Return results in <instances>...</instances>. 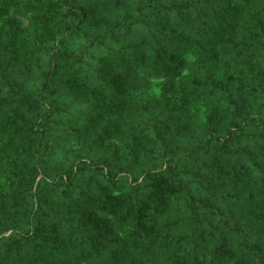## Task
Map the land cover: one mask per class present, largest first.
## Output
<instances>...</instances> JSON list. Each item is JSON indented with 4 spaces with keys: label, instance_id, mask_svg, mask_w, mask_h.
<instances>
[{
    "label": "clouds",
    "instance_id": "obj_1",
    "mask_svg": "<svg viewBox=\"0 0 264 264\" xmlns=\"http://www.w3.org/2000/svg\"><path fill=\"white\" fill-rule=\"evenodd\" d=\"M80 3L87 6L88 0H80ZM19 7L23 10L25 5L21 4ZM47 9L48 5L45 4L44 12L39 13V15L51 16L52 22L44 25L36 21L33 26L27 28L18 45L20 63L9 68L8 79L15 80L22 85L23 92H20L19 88L15 89L19 95L30 94L39 102L38 115L28 112L26 108H21L28 120L34 122L49 113V107L44 103L45 98H47L48 104L58 110V113L53 117L55 122L51 125V147L44 156V161L54 170L72 169L85 156L111 158V152L107 147L101 148L94 143L96 135L102 133L104 126L110 123L119 124L124 132V137L118 141L122 149V158L119 161L122 166L128 167L132 163V154L128 146L133 143V136L141 132L147 137L148 143L146 149L141 152L140 160L133 166V171L139 174L154 165L159 166L162 161L152 160L151 153L154 151L167 158L165 156L167 148L153 128L154 122L158 120L168 125L169 136L174 142L173 147L178 156L177 164L181 173L178 182L183 181L185 184H189L194 195L209 196L210 193L205 191L207 183L206 181L202 182V180L203 177L213 174L208 164L212 154L219 150L220 145L215 139L209 142L208 131L210 127H215L218 136L226 137L228 132L233 129L234 124L240 122L241 117L237 115L232 99L242 94L248 99V112L258 118L254 125H248L249 134L238 145H234L238 152L236 156L230 157V159L234 162L240 160L245 163L250 170L251 180L260 185L262 178H264V172L257 168L253 160L239 150L256 152L264 147V139L260 138V134L264 133V91L261 90L262 86L259 81L254 79L253 73L249 71V64H259L264 67V33L259 36L253 35V31L259 32L258 28L253 29L254 14L257 10L264 9V3L249 10L236 38V42L241 43V45L244 41L252 45L251 52L244 51L241 55V49L235 48L233 43L229 42L228 37L218 43V50L222 56L219 61L212 59L209 53L204 52L196 45L187 47L184 54L185 67L175 80V93H165L163 102L154 89L158 85L163 89L168 84V74L154 63L153 42V47L147 49L152 59L143 66L133 65L137 68L140 79L133 80L132 86L128 90L125 97L127 105L125 111L108 117L96 133L81 135L73 134L71 126L75 124L82 128L86 124L87 114L94 112V97L91 92L86 98L71 95L62 82L73 75L78 76L90 90L103 92L105 107L111 105L114 102L113 89L100 79L98 69L101 65L99 61L103 57H110L116 65H119L118 72L127 76L126 68L120 64L119 56L124 54L130 62L133 61L134 50L129 47L132 38L128 35V25L132 22L125 19L126 14L123 10L119 12L101 10L99 16L102 20L99 24H94L89 20L79 30L73 27L70 32H65L63 20L65 10L61 8L49 13ZM131 14L133 17L139 15L135 11V5H133ZM28 15L36 16L38 14L29 12ZM140 29L148 30L141 24L134 25L132 30L135 32ZM114 35L117 38H113ZM193 35L197 39L200 38L195 33ZM8 42L9 37L5 35L2 44H0V52L4 56L8 55ZM58 42L60 43L58 44ZM57 47H63L66 56L60 62L59 80L61 82L57 84L56 90L49 95L48 91L45 90L46 74L52 67V50ZM170 47L174 49L176 46L170 45ZM253 53H255V57H253ZM157 73H159L158 76ZM229 76L235 79L229 82ZM197 79L201 81L199 85L194 83ZM241 80L244 81L242 92L240 90ZM221 81L227 85L226 89L218 87ZM146 83H150L151 87H147ZM253 87L256 88L255 92L251 91ZM12 91L13 89L0 79V96L10 97ZM185 99H187V103H185ZM149 101H151L150 106L145 111L144 105L148 104ZM19 107V104L11 105L12 109ZM214 112L220 113V118L210 124V118ZM12 116L13 111L8 107L0 112V125H2L0 126V195L10 198L19 193L24 200V208L21 209V212L27 210L31 216L36 211L33 188L27 183L23 168H14L12 162L26 163L31 167L35 165L36 159L34 154L30 155L25 151L31 148L29 144L30 134L16 135L17 125L8 122ZM18 123L23 126L24 121ZM181 126L186 127L182 133L177 134V130ZM186 152H191L192 157L188 158L185 155ZM197 173L200 174L199 177ZM100 185L108 188L113 196L131 193L126 179L122 181L121 185L113 188L102 174L88 170L80 174L77 179V187L71 190L73 191V199L80 200L92 196L102 200L104 193L100 191ZM235 190L237 189L232 186L221 190L218 196H222L224 199H217V203L225 209L235 206L237 209L242 207L247 210L250 203L247 191L244 192V199L238 202L227 198L228 193ZM143 191L144 195H147L150 190L144 189ZM81 193L84 195L81 196ZM132 195L134 197L132 203L135 205V194L132 193ZM53 200H63V197L56 193ZM254 203L264 204L259 189L255 193ZM65 204H71V201H65ZM153 207L155 208V205ZM46 211L49 214H54L56 211L55 204ZM99 214L106 216L108 213L100 211ZM193 214L191 198L186 193L171 196L168 209H161L160 215L156 217L157 226L162 235L155 245V254L146 255L143 246H141L138 249L133 248L134 255L144 260L146 264H178V260H186L188 264H192L193 255L198 254L204 264H218L213 253L220 242V234L214 232L213 226L219 224L220 218L210 212L203 214L206 219L202 228L213 233L215 239H210L207 251L197 252L190 239H182V237H190L191 235L190 221ZM112 220L121 231L123 239L129 242L138 240L141 245L148 243L143 233L139 236L134 235L136 232L134 219L128 220L122 226L119 217H113ZM247 220L255 229L264 230V219H257L250 214ZM208 221H211V224ZM170 224L173 225L171 228L168 227ZM22 230L27 231L28 228L24 227ZM164 237H167V240ZM16 238L19 239V236ZM235 240L239 242L241 236L235 235ZM79 242V238H77V244ZM165 244L168 246L165 247ZM83 248L91 250L89 244H84ZM79 250L78 248L77 254ZM112 251L114 249H109L103 257L94 261L93 264H109ZM236 251L240 255H244L246 252L240 246L236 247ZM20 255L22 256L23 253ZM18 259L15 250L9 255L6 248L0 247V264H16ZM248 259L251 264H261V259L254 255H248ZM229 264H234V261H230Z\"/></svg>",
    "mask_w": 264,
    "mask_h": 264
},
{
    "label": "trees",
    "instance_id": "obj_2",
    "mask_svg": "<svg viewBox=\"0 0 264 264\" xmlns=\"http://www.w3.org/2000/svg\"><path fill=\"white\" fill-rule=\"evenodd\" d=\"M261 3H264V0H88L87 6H84L80 3V0H0V44H2L5 35L9 37L7 45L8 55L4 56L3 53L0 52V79L13 89L10 97L0 96V112H3L5 107L13 111V116L9 118L8 122L17 125L15 134H30L29 144L31 148L25 151L35 156L37 164L35 172L40 167V169H43L46 173L45 176L51 178V182L46 181L47 186L38 183L37 191L33 194V198H38L39 195L44 192H49L50 194L48 195L51 196L52 199L56 193L63 195L65 194V187H63L64 182L60 181L58 178L66 177L69 182L64 184L65 186L78 179L77 173L73 168L66 171L54 170L44 161V156L51 147V125L55 122L53 117L58 113V110L48 104L47 98H45L44 103L49 107V113L34 122L28 120L24 112L21 111V108H26L28 112L38 115L40 109L39 102L30 94L19 95L15 89L19 88L20 92H23L22 85L18 84L15 80L8 79L9 68L14 64L20 63L18 45L27 28L33 26L36 21L44 25H48L52 22L53 18L51 16L47 14L39 15V13L44 12L45 4L48 5L47 12L49 13L61 8L65 10L63 15L65 32H70L73 27L79 30L81 26L88 23L89 20L94 24H99L102 20L99 16L101 10H116L118 12L123 10L126 14L125 19L131 20L132 22L128 25V35L132 38V43L129 47L134 50L133 61L130 62L124 54L119 56L120 64L125 66L127 76L121 75L118 72L119 65H116L110 57H103L99 61L101 65L98 69L100 79L105 81L113 89L114 102L111 105L105 107L103 92L99 90H90L78 76L73 75L71 78L65 79L62 82L63 85L68 88L71 95L86 98L89 92H91V95L94 97V112L87 114L86 124L82 128L76 126L79 134L83 132L87 134V129L92 125L97 127L99 123H103L111 115H117L125 111L127 107L125 97L128 90L132 86L133 80L140 79L137 68L133 65L143 66L152 59L147 49L153 47V42L155 51L154 63L168 74V84L165 85L163 89L161 88L159 94V98L161 102H163L165 93H175V85L173 83L185 67L186 61L184 59V54L187 47L196 45L204 52L209 53L212 59L219 61L222 59V56L221 52L218 50V43L222 42L225 37H228L229 42L233 43L235 48L241 49V55H243L244 51L251 52L252 45L247 43V41H244L243 45H241V43L236 42V38L239 35L245 15L248 14L250 9ZM21 4L25 5L23 10L19 7ZM133 5H135V11L139 14L137 17H133L131 14ZM29 12H35L38 15L29 16ZM254 18L255 24L253 25V29L258 28L259 32L253 31V35L259 36L261 33H264V9L257 10L254 14ZM69 21H71V23H69ZM76 21L79 22L77 23ZM136 24L144 25L148 30L145 31L144 29H140L133 32V26ZM117 27H119V25H117ZM193 33L200 38L197 39ZM113 38L117 37L114 35ZM59 43L60 42H58V44ZM170 45H175L176 47L173 49ZM252 55L255 57V53ZM65 56L66 52L63 47H57L52 50V67L46 74L47 82L45 84V90L48 91L49 95L56 90L57 84L61 82L59 80L61 72L60 62ZM249 71L253 73L254 79L259 81L262 86L261 90L264 91V67H261L259 64H249ZM156 75L158 76L159 73ZM234 79L235 78L232 76L228 77L229 82H232ZM194 83L199 85L201 81L197 80ZM146 86L150 87L151 84L146 83ZM218 87L226 89L227 85L225 82L221 81ZM243 88L244 81L241 80V92ZM251 91L255 92L256 88L253 87ZM18 96L19 99H17ZM187 102V99H185V103ZM150 103L151 101L144 105L145 111L148 110ZM232 103L236 107L237 115L241 117L240 122L234 124L233 129L228 132L226 137L215 136L216 129H214V127H210L208 131V136L210 137L209 142L215 139L220 145L219 150L212 154L215 159L219 158L220 161L217 160L218 163H212V165L211 163L208 164L213 174H211L210 177H204L202 180V182L206 181L207 183L205 191L210 193L209 196L194 195L189 184H185L183 181L178 182V177L181 173L179 165L177 164V154L173 147L174 142L169 136L168 125L158 120L154 122L153 128L165 147L169 145L166 147L167 152L165 153L167 158L161 156L167 164L164 166V161L159 166L154 165L152 169L149 168L142 172L144 177L139 184L149 183L152 185V189L148 196L139 195L138 188L134 186L130 188V196H133L132 193H134L136 200L141 196L147 197L145 201L146 206L151 210H155L158 215H160L161 209H168L169 198L171 196L186 193L191 198V207L194 214L190 221L192 227L191 235L185 239H190L197 252L207 251L208 247L200 248L199 245L202 243H210V239H215L213 233H209L202 228V224L206 219L203 214L205 212H210L213 215H218L220 218L219 224L213 226L214 232L220 234V242L213 253L218 264L221 259L229 260V262L233 259L236 264H244L240 258L237 257L236 260L232 256L233 246L231 247L230 245L233 244L235 235L241 236L239 242L235 241L240 247L246 250L245 255L247 257L248 255L259 257L261 259V264H264V230L255 229L247 220L250 214L257 219H264V204L259 207L257 203H254L255 200L253 199L258 189L261 198L264 199V178H262L260 185H257L255 181L251 180L250 170L245 163H242L240 160L234 162L230 159V157L236 156L238 152V149L234 147V145H238L241 140L249 134L248 125H254L258 117L248 112L249 103L245 95H237L232 99ZM13 104H19L20 107L12 109L11 105ZM219 118L220 113L214 112L210 118V124L217 121ZM251 118H253L251 120L252 122L250 121ZM19 121H24L23 126L19 125ZM185 127L186 126H181L177 130V134L182 133ZM102 132H104V135L100 136V145L98 146L101 148L107 147L111 152V158L102 156L95 157L92 161L93 165H89V169L111 180V178L115 179V177L111 175L112 173L110 171L105 173V167L99 165L98 162L103 160L109 167L111 166L113 159L118 157L119 147L110 142V140L113 139L112 136H116L119 140L122 139L124 137V132L119 124L111 123L105 125ZM260 138L264 139V133L260 134ZM170 139L172 140L171 142L168 141ZM147 143V137L141 132L133 136V143L131 145H147ZM239 151L253 160L257 168L264 172V147H261L256 152L251 150ZM137 157L138 156L132 158L133 161L128 166L131 170H133L135 163L139 161ZM191 157L192 155L190 154L189 158ZM151 158L154 161L158 160L156 156L151 155ZM21 166L25 174H27L28 165L26 163H21ZM214 166H217L219 171H215ZM215 172L217 176L219 173L221 174L222 185L218 187L213 185ZM197 175L199 177L200 174L197 173ZM122 180H124V178L120 179V181ZM120 181L116 179L114 185L118 184ZM27 183L33 188L35 183L33 177L28 178ZM229 186L237 190L228 193L227 198L237 202L244 199V196H242L244 190L250 191L251 194L247 191L248 200L250 201L247 210L242 207L237 209L235 206L226 209L220 207L217 203V199L223 200L224 197L218 196V193ZM105 188L106 187L103 185H100V191L104 193L102 200L99 197H92L93 200L98 201V205L101 209L108 213L106 216H103L104 220L99 217L95 219L94 217H97V215H95L93 211L90 213L88 212V214L82 218V222L86 224L85 228L94 226L96 230L94 233H91L92 235L88 237L89 239L93 238L92 236H94V234L99 233V228H103L104 226H111L112 228L114 225L112 220L113 217H119L120 224L124 218L127 198H110L105 191H108V188ZM21 198L23 199L22 196ZM66 200H69V198L67 197ZM40 205L53 206L48 200H43ZM40 205L38 203V208L31 216H29L26 211L28 220L31 223V229L27 230L26 235L23 237L26 240L30 237L36 238L40 236V232L44 230L41 228L43 219L37 216L38 213H41ZM154 205L155 208L153 207ZM92 207L91 204L88 206L89 211H91ZM62 212L63 211H60V213ZM239 212L245 214V219L238 217ZM58 213L57 211V214ZM69 214L70 212H65L66 216ZM136 215L138 217L135 222V227H145L146 230L142 231L141 229V233H143L147 240L150 239L152 236L151 228L153 226L146 224L145 221L142 220L141 210L137 211ZM100 221L102 222L99 224ZM92 223L99 225H91ZM208 223L211 224V221H208ZM196 235L199 236L196 237ZM17 236H20V234L15 235L12 233L7 237L3 236L2 239H0V247L4 246V243L7 241L18 240L16 238ZM119 239L125 240L122 236ZM150 244L146 243L144 245L147 247ZM155 250L153 246V250H148L147 253L155 252ZM195 257L199 264L201 261L200 255L195 254ZM62 264H68V262Z\"/></svg>",
    "mask_w": 264,
    "mask_h": 264
},
{
    "label": "rangeland",
    "instance_id": "obj_3",
    "mask_svg": "<svg viewBox=\"0 0 264 264\" xmlns=\"http://www.w3.org/2000/svg\"><path fill=\"white\" fill-rule=\"evenodd\" d=\"M197 80H195L194 82H196ZM153 83H156V81H153ZM173 84L175 85V82ZM154 91L159 96L161 92V87H159L158 85L157 88L154 89ZM252 119L253 118H251L250 121ZM101 124L102 123H99L97 127L95 125H92L89 129H87L88 130L87 134L96 133L97 129L100 128ZM214 129L216 128L214 127ZM71 132L76 135H81L79 134L75 124L71 126ZM82 134H86V133L83 132ZM101 135H104V132L96 135V139L94 143L97 146L100 145L99 140ZM214 135L218 136L217 130H215ZM112 137L113 139H111L110 142L116 144V146L119 147V152L117 154L118 157L113 159V162H111L110 167L107 165L106 162H103V160L98 162V164L103 165L105 167V171H104L105 173L110 171L112 173L111 175L115 177V179L114 178H111V180L107 178L105 179L109 182V184L112 185L113 188L121 185L122 181L126 179L129 188L134 186L138 188L139 195H144L143 190L144 189L151 190L152 185L149 183L139 184L140 182H142L144 174L143 173L137 174L135 171L131 170L130 167H124L119 163V161L122 158V149L120 148V145L118 143L119 139L116 136H112ZM168 141L171 142L172 140L170 139ZM146 146L147 145H129L128 147L132 148L130 149L132 158H136V156H138L137 158L140 160L141 152L146 149ZM167 146L169 145H166V147ZM190 154L192 155L191 152L185 153V155L188 158ZM151 155L158 157V160H161L162 163L165 161L163 160V158L159 153L153 151ZM94 159L95 157L85 156L75 164L73 169L77 173L76 174L77 178L80 176L81 173L90 170L89 165H93L92 161ZM176 159H178V156ZM217 160L220 161L219 158L215 159L212 155L209 163H211V165L212 163H218ZM12 164L14 168H23L21 166V163H17L16 161H13ZM166 164L167 162L165 161L164 166H166ZM36 166H37L36 163L34 166L31 167L28 166L27 174H25L27 181L28 178L30 177L31 178L33 177V180L35 181L33 185V194H35L37 191L38 183L47 186L46 181L51 182V178L45 176L46 173L43 171V169H40V167L35 172ZM214 170L219 171L217 166H214ZM220 175L221 174L219 173V175L217 176L215 172V180L213 183L215 187L222 185V179ZM44 176L46 177V179ZM206 177H210V175ZM121 178H124V180L120 181ZM58 179L64 182V184H67L69 182L67 181L66 177L58 178ZM116 179H118V181L120 182L114 185ZM64 184L63 187H65L64 189L65 194L63 195L60 194L64 196L63 200H57L54 202L52 197L48 195L50 194L49 192L41 193L38 198L34 197L36 201V209L38 208V203L40 205L41 202H43V200H48L49 203H52V205L55 204V207L58 208H56L54 214H49L46 211V209L50 208V206L40 205L41 213H38L37 216H39L40 219H43V225L41 226V228L44 230L40 232V236L36 238L30 237L28 240L23 238L26 235V231L22 230L24 227H27L28 230L31 229V223L28 220V215L26 212L27 210L21 212V209L24 208V200L21 198L20 194L18 193L16 194L18 196L13 195L10 198L0 195V239H2L3 236L5 237L9 236L12 233L15 235L20 234L18 240H14V241L5 240L7 242L4 243V246L1 247L6 248L9 255L13 252V250L16 251L17 256L19 257V259L16 261V264H62L64 262H68V264H93L94 261L99 260L101 257H103L104 253L109 251V249H114V251H112V258L109 264H146L144 260H141L140 258L134 255L133 248L138 249L141 246H143L146 255L155 254L156 250L155 252L152 253H147V251L153 250V246L155 248V245L160 240L162 233L157 226L156 217L159 216L158 213L155 210H151L150 208H148V206H146L145 201L147 197H144L142 199L137 198L135 205H133L132 200L134 197L130 196V193L128 195L113 196L109 189L108 191L105 190L110 198H114V197L127 198V202L124 209V218L122 219V223L120 224L121 226L127 223L128 220L130 219H134L136 222V219L138 217L136 213L137 211L141 210L142 220H144L146 224L153 226L151 228L152 236L150 239H148V244L151 243L149 246L146 247L144 244L141 245L140 241L138 240H132L131 242H129L128 240H120L119 238L121 237V231L118 229L116 224H114L112 228L111 226L110 227L104 226L103 228H99L98 229L99 233L94 234V236H92L93 238L89 239L88 237L92 235L91 233H94L96 230L94 226L85 228L86 224L82 222V218L85 215H87L88 212L90 213L93 211L95 212V215H97V217H94L95 219L96 218L98 219V217L103 219V216L99 214V212L103 210L98 205V201L93 200L92 196H88L87 198L80 200L73 199V191L71 190H74L75 187H77V180L73 183L70 182L66 186ZM245 191L246 190H244V192ZM247 191L249 194H251L249 190ZM148 194L144 196H148ZM80 195L83 196L84 194L81 193ZM242 196H244V193L242 194ZM67 197L69 198V200H66ZM253 199L255 200V198ZM65 201H71V204L66 205ZM90 204L91 206H93L91 208V211H89L88 208ZM258 205L259 207H261L263 204H258ZM57 211L59 213L60 211L63 212L57 214ZM67 211L70 212V214L66 216L65 212ZM238 214H239L238 216L239 218L245 219L246 216L245 214H243V212H239ZM101 222L102 221H100L99 224ZM99 224L92 223L91 225H99ZM172 226L173 225L171 224L168 225L169 228H171ZM135 228H136V232L134 233L135 236H139L141 234V229L142 231L146 230V228L143 226L141 228L139 227H135ZM198 236L199 235H196V237ZM77 238H79L80 241L79 244H77ZM185 238L186 237H182V239ZM164 239L167 240V237H164ZM84 244H89L91 250L89 251L83 248ZM164 246L167 247L168 245L165 244ZM199 246L200 248H206L209 247V243H202ZM230 246L231 247L233 246L232 256L236 260L238 257L243 261L244 264H251V261L248 259V257L245 254L240 255L236 251V247L240 245L235 240L233 241V244ZM78 248L80 250L79 253L77 254ZM20 253H23V255L21 256ZM5 259H7V257H5ZM231 260L235 261L233 259ZM178 264H188V262L186 260H178ZM192 264H198V260L196 259L195 255H193L192 257ZM199 264H204V261L201 260ZM219 264H229V260L221 259Z\"/></svg>",
    "mask_w": 264,
    "mask_h": 264
}]
</instances>
